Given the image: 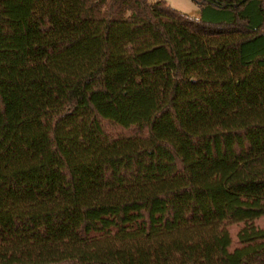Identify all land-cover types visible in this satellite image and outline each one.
<instances>
[{
    "label": "trees",
    "instance_id": "obj_1",
    "mask_svg": "<svg viewBox=\"0 0 264 264\" xmlns=\"http://www.w3.org/2000/svg\"><path fill=\"white\" fill-rule=\"evenodd\" d=\"M191 1L0 0V264H264V0Z\"/></svg>",
    "mask_w": 264,
    "mask_h": 264
},
{
    "label": "rangeland",
    "instance_id": "obj_2",
    "mask_svg": "<svg viewBox=\"0 0 264 264\" xmlns=\"http://www.w3.org/2000/svg\"><path fill=\"white\" fill-rule=\"evenodd\" d=\"M155 2L156 0H150ZM169 7L195 19L201 18V11L198 5H195L191 0H164ZM260 227H264V220L257 223ZM243 228L242 224H234L229 226V232L233 239V249L236 248L238 244V233Z\"/></svg>",
    "mask_w": 264,
    "mask_h": 264
}]
</instances>
